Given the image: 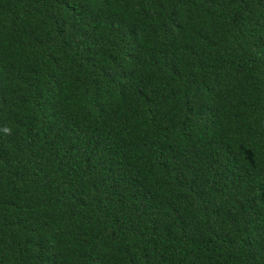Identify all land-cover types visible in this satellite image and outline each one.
<instances>
[{"label": "trees", "instance_id": "1", "mask_svg": "<svg viewBox=\"0 0 264 264\" xmlns=\"http://www.w3.org/2000/svg\"><path fill=\"white\" fill-rule=\"evenodd\" d=\"M0 264H264V0H0Z\"/></svg>", "mask_w": 264, "mask_h": 264}, {"label": "clouds", "instance_id": "2", "mask_svg": "<svg viewBox=\"0 0 264 264\" xmlns=\"http://www.w3.org/2000/svg\"><path fill=\"white\" fill-rule=\"evenodd\" d=\"M4 131H5V132H10L11 130L8 129V128H5Z\"/></svg>", "mask_w": 264, "mask_h": 264}]
</instances>
